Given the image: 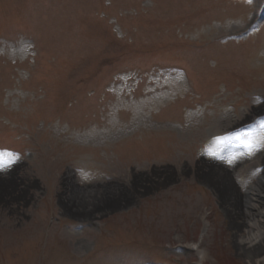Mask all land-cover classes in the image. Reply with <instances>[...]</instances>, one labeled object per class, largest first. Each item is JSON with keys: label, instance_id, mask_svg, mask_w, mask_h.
<instances>
[{"label": "rangeland", "instance_id": "obj_1", "mask_svg": "<svg viewBox=\"0 0 264 264\" xmlns=\"http://www.w3.org/2000/svg\"><path fill=\"white\" fill-rule=\"evenodd\" d=\"M0 151V264H253L264 0H0Z\"/></svg>", "mask_w": 264, "mask_h": 264}, {"label": "bare ground", "instance_id": "obj_2", "mask_svg": "<svg viewBox=\"0 0 264 264\" xmlns=\"http://www.w3.org/2000/svg\"><path fill=\"white\" fill-rule=\"evenodd\" d=\"M261 12L262 10L259 9L258 14H261ZM200 172L207 177V179L214 181L215 184L221 188L224 206L227 208L230 216L241 223L238 226L241 228V232L243 231V234H237V240L240 244H244L246 248H249L250 254L263 255L262 258L256 259L253 263L261 264V262L264 261V176L260 178L257 183L250 186L243 197L245 201L244 212H240L237 205L239 198L232 187L229 173L225 172L224 168L219 166L205 164L200 168ZM103 193L104 192H99V190L86 189L83 197H73L68 195L64 200H66V206L69 210L79 216L95 210L94 206H88V208L85 206L86 208H84L82 206L84 201L98 196L104 198L105 194ZM201 243L202 242L194 244L193 248L197 251L201 260H203L206 257V252L201 247Z\"/></svg>", "mask_w": 264, "mask_h": 264}, {"label": "snow or ice", "instance_id": "obj_3", "mask_svg": "<svg viewBox=\"0 0 264 264\" xmlns=\"http://www.w3.org/2000/svg\"><path fill=\"white\" fill-rule=\"evenodd\" d=\"M225 139H230V138L221 137V138H218V142H223ZM244 142H245L246 146L249 148L250 151L252 149H254L257 146V143H258V142H251V141H244ZM5 155H6L5 152L0 151V165H3L4 163H6Z\"/></svg>", "mask_w": 264, "mask_h": 264}]
</instances>
